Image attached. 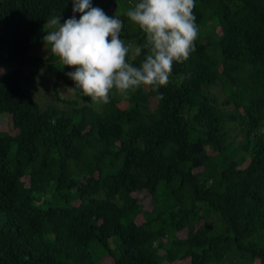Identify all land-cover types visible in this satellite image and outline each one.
Returning <instances> with one entry per match:
<instances>
[{
    "label": "trees",
    "instance_id": "trees-1",
    "mask_svg": "<svg viewBox=\"0 0 264 264\" xmlns=\"http://www.w3.org/2000/svg\"><path fill=\"white\" fill-rule=\"evenodd\" d=\"M138 2L90 0L133 47ZM72 8L0 0V264H264V0H195V50L168 84L106 104L35 52ZM46 63L74 91L56 88L61 106L26 85Z\"/></svg>",
    "mask_w": 264,
    "mask_h": 264
},
{
    "label": "clouds",
    "instance_id": "clouds-1",
    "mask_svg": "<svg viewBox=\"0 0 264 264\" xmlns=\"http://www.w3.org/2000/svg\"><path fill=\"white\" fill-rule=\"evenodd\" d=\"M74 13L60 23L49 18L51 31L43 37L48 50L62 66L74 68L67 75L76 89L93 101L108 103L113 90L127 96L141 86L158 91L166 86L173 62L186 61L195 50L199 29L193 14L195 0H139L126 16L145 34L143 45L133 47L121 39L122 21L110 17L90 0H72ZM145 51L139 66L129 62ZM159 99L163 94H159Z\"/></svg>",
    "mask_w": 264,
    "mask_h": 264
},
{
    "label": "rangeland",
    "instance_id": "rangeland-1",
    "mask_svg": "<svg viewBox=\"0 0 264 264\" xmlns=\"http://www.w3.org/2000/svg\"><path fill=\"white\" fill-rule=\"evenodd\" d=\"M45 25H42V28L44 26V28L51 29L49 28L48 24L46 26ZM48 47L49 46L44 43L38 44L36 46L35 52H37L40 56H47V54L50 53ZM3 57L4 54L1 53L0 73L6 71L9 68V65L3 60ZM58 61L59 58L55 61L56 64H58ZM33 70H36V66H30L27 72ZM26 85L28 86V89L34 94V96H36L37 100L43 107L47 106L50 103L61 106L62 103L55 94L56 88L58 89L60 96L71 97V95L74 93L71 88L65 87L62 81H57L54 70H52L47 65V63L39 68L33 76H31L28 84ZM1 117L0 125L4 123L10 124V120L7 115Z\"/></svg>",
    "mask_w": 264,
    "mask_h": 264
}]
</instances>
